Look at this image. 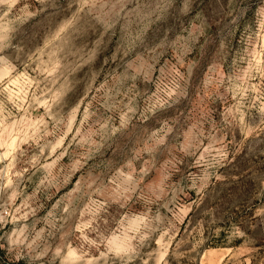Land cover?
Instances as JSON below:
<instances>
[{
	"label": "rangeland",
	"instance_id": "rangeland-1",
	"mask_svg": "<svg viewBox=\"0 0 264 264\" xmlns=\"http://www.w3.org/2000/svg\"><path fill=\"white\" fill-rule=\"evenodd\" d=\"M0 264H264V0H0Z\"/></svg>",
	"mask_w": 264,
	"mask_h": 264
},
{
	"label": "built area",
	"instance_id": "built-area-1",
	"mask_svg": "<svg viewBox=\"0 0 264 264\" xmlns=\"http://www.w3.org/2000/svg\"><path fill=\"white\" fill-rule=\"evenodd\" d=\"M10 210L8 207L0 202V240L4 233L6 226L9 224Z\"/></svg>",
	"mask_w": 264,
	"mask_h": 264
},
{
	"label": "bare ground",
	"instance_id": "bare-ground-1",
	"mask_svg": "<svg viewBox=\"0 0 264 264\" xmlns=\"http://www.w3.org/2000/svg\"><path fill=\"white\" fill-rule=\"evenodd\" d=\"M1 158V157H0Z\"/></svg>",
	"mask_w": 264,
	"mask_h": 264
}]
</instances>
